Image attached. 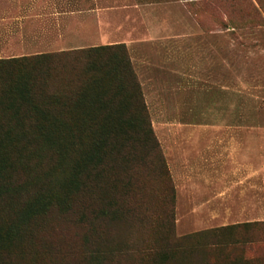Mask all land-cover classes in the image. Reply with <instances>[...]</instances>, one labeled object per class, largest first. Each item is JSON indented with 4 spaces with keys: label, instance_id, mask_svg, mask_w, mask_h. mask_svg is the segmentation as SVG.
<instances>
[{
    "label": "rangeland",
    "instance_id": "obj_1",
    "mask_svg": "<svg viewBox=\"0 0 264 264\" xmlns=\"http://www.w3.org/2000/svg\"><path fill=\"white\" fill-rule=\"evenodd\" d=\"M95 4L113 6L108 18L119 39L128 40L155 140L136 150L145 153L142 162L109 152L106 181L91 195L70 196L67 211L49 199L12 239L11 263L155 264L162 256L169 261L170 250H144L172 227L185 235L222 223L264 222V0H67L74 9ZM38 161L35 170L44 156ZM23 185L17 188L27 196L18 205L54 186ZM115 209L123 217L114 230L115 218L91 214L114 216ZM214 213L225 217L208 221ZM254 229L264 237V224ZM255 233L236 229L237 237ZM207 238L193 248L192 262L237 256L238 246L212 251L203 246ZM93 249L101 253L94 260Z\"/></svg>",
    "mask_w": 264,
    "mask_h": 264
},
{
    "label": "trees",
    "instance_id": "obj_2",
    "mask_svg": "<svg viewBox=\"0 0 264 264\" xmlns=\"http://www.w3.org/2000/svg\"><path fill=\"white\" fill-rule=\"evenodd\" d=\"M139 89L124 43L0 58V264H12L17 248L12 239L49 199L65 212L70 196L91 195L100 181H106L103 165L109 152L118 151L125 162L146 160L145 153L137 156L136 150L155 138ZM43 156L42 168L35 170ZM25 181L29 184L23 185ZM44 181L54 186L18 205L20 197L27 196H20L18 185ZM92 213L115 218L112 230L123 217L117 209L114 216ZM88 223L95 229L96 222ZM261 224L244 222L185 235H177L172 227L143 254L163 246L172 257L167 261L162 256L155 264H199L189 256L203 236L212 237L203 239V246L212 251L238 246L232 249L237 256L229 252L226 260L264 263V237L254 229ZM241 227L256 233L237 237ZM88 253L92 260V255L101 254L95 249Z\"/></svg>",
    "mask_w": 264,
    "mask_h": 264
},
{
    "label": "crops",
    "instance_id": "obj_3",
    "mask_svg": "<svg viewBox=\"0 0 264 264\" xmlns=\"http://www.w3.org/2000/svg\"><path fill=\"white\" fill-rule=\"evenodd\" d=\"M96 4L74 9L68 8L67 0H0V58L127 42L126 38L119 39L115 24L108 18L107 10L113 6ZM224 193L221 191L220 196H224ZM224 217L220 213H214L207 220ZM258 220L254 218L222 223L201 230ZM240 262V264H264L256 261ZM202 264H237V262L206 260Z\"/></svg>",
    "mask_w": 264,
    "mask_h": 264
}]
</instances>
